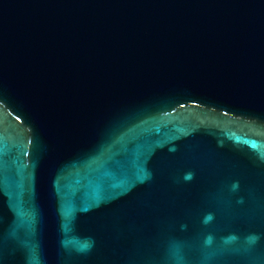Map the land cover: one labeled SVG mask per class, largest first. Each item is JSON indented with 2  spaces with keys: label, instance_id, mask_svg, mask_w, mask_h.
<instances>
[{
  "label": "water",
  "instance_id": "water-1",
  "mask_svg": "<svg viewBox=\"0 0 264 264\" xmlns=\"http://www.w3.org/2000/svg\"><path fill=\"white\" fill-rule=\"evenodd\" d=\"M0 264H264V0H0Z\"/></svg>",
  "mask_w": 264,
  "mask_h": 264
}]
</instances>
